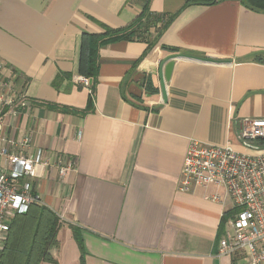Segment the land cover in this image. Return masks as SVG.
<instances>
[{
    "label": "crops",
    "instance_id": "0c3cea01",
    "mask_svg": "<svg viewBox=\"0 0 264 264\" xmlns=\"http://www.w3.org/2000/svg\"><path fill=\"white\" fill-rule=\"evenodd\" d=\"M147 2L170 22L103 45L95 83L82 84L83 34L125 27ZM187 2L0 0V89L23 96L0 111L1 133L49 160L33 184L62 221L57 263L41 264H81L71 226L83 264H250L244 251L219 253L234 212L225 190L184 192L178 180L192 139L258 153L240 128L264 118V10ZM57 161L74 169L61 177Z\"/></svg>",
    "mask_w": 264,
    "mask_h": 264
},
{
    "label": "built area",
    "instance_id": "2783aa9c",
    "mask_svg": "<svg viewBox=\"0 0 264 264\" xmlns=\"http://www.w3.org/2000/svg\"><path fill=\"white\" fill-rule=\"evenodd\" d=\"M1 68V65H0ZM79 81L90 86V79L81 76ZM0 89V111L11 107L22 95ZM4 88V89H5ZM0 114V257L8 238L11 221L25 213L33 204H42L33 179L39 165L51 166L43 158L42 150L33 155L13 151L15 140L2 135ZM240 139L245 144L259 145L258 153L236 151L230 144H203L192 139L187 147L178 180V189L189 192L196 187L223 188L231 198L233 215L219 241L220 254L247 253L250 264H264V118L243 120ZM30 137L20 144L28 146ZM61 177L74 169L75 163L63 165L57 161ZM220 201L218 193L209 196Z\"/></svg>",
    "mask_w": 264,
    "mask_h": 264
},
{
    "label": "trees",
    "instance_id": "16d2710c",
    "mask_svg": "<svg viewBox=\"0 0 264 264\" xmlns=\"http://www.w3.org/2000/svg\"><path fill=\"white\" fill-rule=\"evenodd\" d=\"M216 0H188L190 3L213 4ZM250 8L264 10V0H243ZM147 2L142 13L125 27L107 28L102 33H84L82 38L80 72L95 83L99 71V50L117 40H146L151 31L162 30L171 20L165 14L151 12ZM85 111V110H84ZM262 144V143H261ZM62 221L60 216L44 204H33L25 213L17 215L10 223L8 238L0 257V264L57 263L60 248L58 232ZM73 236L81 253L84 249L80 231L71 226Z\"/></svg>",
    "mask_w": 264,
    "mask_h": 264
},
{
    "label": "water",
    "instance_id": "95a60500",
    "mask_svg": "<svg viewBox=\"0 0 264 264\" xmlns=\"http://www.w3.org/2000/svg\"><path fill=\"white\" fill-rule=\"evenodd\" d=\"M169 58H166L164 59L161 64H160V79L162 81V90H163V93L165 94V89H164V77L166 79H168L170 77V74H171V70H172V66H173V62L168 61ZM167 62V64L165 65V68L164 67V64Z\"/></svg>",
    "mask_w": 264,
    "mask_h": 264
}]
</instances>
